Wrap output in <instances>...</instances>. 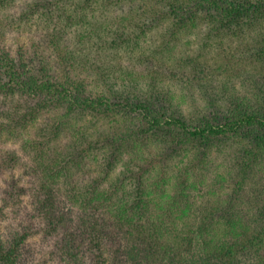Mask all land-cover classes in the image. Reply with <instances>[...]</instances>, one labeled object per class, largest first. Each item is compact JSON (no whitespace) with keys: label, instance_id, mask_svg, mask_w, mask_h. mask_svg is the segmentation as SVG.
I'll use <instances>...</instances> for the list:
<instances>
[{"label":"trees","instance_id":"obj_1","mask_svg":"<svg viewBox=\"0 0 264 264\" xmlns=\"http://www.w3.org/2000/svg\"><path fill=\"white\" fill-rule=\"evenodd\" d=\"M31 1L0 0V140L33 177L0 264L35 222L70 264H264V0Z\"/></svg>","mask_w":264,"mask_h":264},{"label":"rangeland","instance_id":"obj_2","mask_svg":"<svg viewBox=\"0 0 264 264\" xmlns=\"http://www.w3.org/2000/svg\"><path fill=\"white\" fill-rule=\"evenodd\" d=\"M30 3L32 4L31 0H21L14 13L17 15L29 9ZM4 14L5 10L1 12L0 19ZM7 35L9 41L15 37L12 34ZM17 36L18 34L16 38ZM19 36L29 38L26 34ZM30 162L29 156L22 150L20 140H0V207H5L6 211V218L0 227L6 241L22 234L24 229L28 230V224H32L29 215L32 208L31 198L21 190L23 186L25 190L33 181ZM40 225L38 222L34 223L32 236L23 247L17 264H70L68 256L61 250V241L43 234L39 230Z\"/></svg>","mask_w":264,"mask_h":264}]
</instances>
